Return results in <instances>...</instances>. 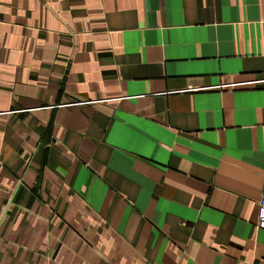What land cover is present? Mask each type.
Returning <instances> with one entry per match:
<instances>
[{"label": "crops", "instance_id": "obj_1", "mask_svg": "<svg viewBox=\"0 0 264 264\" xmlns=\"http://www.w3.org/2000/svg\"><path fill=\"white\" fill-rule=\"evenodd\" d=\"M263 183L264 0H0V264H264Z\"/></svg>", "mask_w": 264, "mask_h": 264}, {"label": "built area", "instance_id": "obj_2", "mask_svg": "<svg viewBox=\"0 0 264 264\" xmlns=\"http://www.w3.org/2000/svg\"><path fill=\"white\" fill-rule=\"evenodd\" d=\"M236 86L235 84H229L222 86L223 88L225 87H234ZM257 228L259 230H264V183H263V193H262V198L259 203V212H258V221H257Z\"/></svg>", "mask_w": 264, "mask_h": 264}]
</instances>
